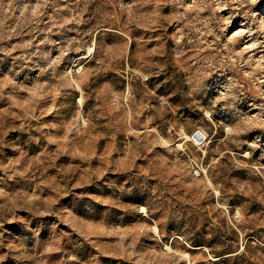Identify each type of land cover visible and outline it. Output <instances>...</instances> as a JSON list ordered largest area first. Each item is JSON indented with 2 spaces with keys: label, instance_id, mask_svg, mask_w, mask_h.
I'll list each match as a JSON object with an SVG mask.
<instances>
[{
  "label": "rangeland",
  "instance_id": "1",
  "mask_svg": "<svg viewBox=\"0 0 264 264\" xmlns=\"http://www.w3.org/2000/svg\"><path fill=\"white\" fill-rule=\"evenodd\" d=\"M0 264H264V0H0Z\"/></svg>",
  "mask_w": 264,
  "mask_h": 264
},
{
  "label": "built area",
  "instance_id": "2",
  "mask_svg": "<svg viewBox=\"0 0 264 264\" xmlns=\"http://www.w3.org/2000/svg\"><path fill=\"white\" fill-rule=\"evenodd\" d=\"M201 135L202 136V133L200 132V131H198L197 133H195V135L194 136H196L197 137V135ZM200 135H199V137H200ZM198 138V137H197ZM201 138V137H200Z\"/></svg>",
  "mask_w": 264,
  "mask_h": 264
},
{
  "label": "bare ground",
  "instance_id": "3",
  "mask_svg": "<svg viewBox=\"0 0 264 264\" xmlns=\"http://www.w3.org/2000/svg\"><path fill=\"white\" fill-rule=\"evenodd\" d=\"M201 133H202V132H201ZM199 135H200V134H199ZM199 135H197V137H198V138H200V137H201V135H200V137H199Z\"/></svg>",
  "mask_w": 264,
  "mask_h": 264
}]
</instances>
